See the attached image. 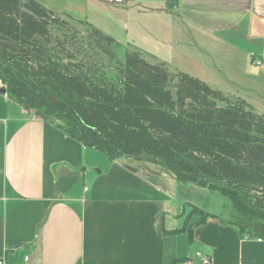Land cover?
<instances>
[{"label":"crops","instance_id":"obj_1","mask_svg":"<svg viewBox=\"0 0 264 264\" xmlns=\"http://www.w3.org/2000/svg\"><path fill=\"white\" fill-rule=\"evenodd\" d=\"M36 1L130 38L155 62H186L175 69L214 88L236 84L229 95L264 115V0ZM10 101L0 95V264H188L197 251L212 264H264V237L238 219L186 220L209 207V194L186 197L199 187L148 161L111 162Z\"/></svg>","mask_w":264,"mask_h":264},{"label":"trees","instance_id":"obj_2","mask_svg":"<svg viewBox=\"0 0 264 264\" xmlns=\"http://www.w3.org/2000/svg\"><path fill=\"white\" fill-rule=\"evenodd\" d=\"M72 22L36 0H0L7 98L111 162L155 163L179 184L227 198L241 231L264 223V115L136 48L120 59V43L85 22L84 37ZM190 215L212 217L195 206Z\"/></svg>","mask_w":264,"mask_h":264},{"label":"rangeland","instance_id":"obj_3","mask_svg":"<svg viewBox=\"0 0 264 264\" xmlns=\"http://www.w3.org/2000/svg\"><path fill=\"white\" fill-rule=\"evenodd\" d=\"M107 14L108 15H112L110 10H108ZM108 22H111V21L108 20ZM72 25L84 37L87 34L86 32L89 31V27L83 22V20H81L79 18H73ZM101 25L107 27V29H111L110 28L111 26L109 24L105 23V22H102ZM119 43L121 44L122 49L121 50H117L116 53H117V57L120 58V59L123 57L124 49H134L135 48V46L131 42L130 38L122 37L121 38V42H119ZM144 57L149 62H154L155 61L154 59H151V58H149L147 56H144ZM172 61H173L172 62V66H168L169 69L171 70V72H175V71L181 72V70H176L175 69V67H177V66L183 67L184 69H187V70L191 69V65L186 63V62L180 63L179 60H172ZM183 73H185V72H183ZM191 76H194V74L191 75ZM236 86H237L236 84L235 85H226V84H222L221 83L215 89L220 90L221 92H223L226 95H229V94L238 93V92H236L237 90H235ZM239 93H241V92H239ZM255 107H257V106L255 105ZM256 112H257V110H256ZM185 186H187V185H185ZM186 188H190V187H186ZM203 194L204 195L209 194L208 196L206 195L207 201L204 200V195ZM185 195H186V197H188V199H190L192 201H195V202L201 203V202L205 201V203H207V205L209 206L206 209V212L208 211V213H211L213 215H217L222 220L223 219L226 220L225 218L227 217V214L233 219H238V222L240 220L239 216L233 210L229 200L227 198L215 193V192L203 191L200 188L199 191L197 193H195L193 191H190V189H185ZM190 217H191V215H190ZM246 226L248 228L252 229V231H254V230L257 231L256 233H258L262 237H264V223H262V222H248V224Z\"/></svg>","mask_w":264,"mask_h":264},{"label":"built area","instance_id":"obj_4","mask_svg":"<svg viewBox=\"0 0 264 264\" xmlns=\"http://www.w3.org/2000/svg\"><path fill=\"white\" fill-rule=\"evenodd\" d=\"M110 2H114V3H121V0H109ZM255 65L256 66H261L262 63L258 60H255ZM26 113H30L33 114L32 111H27L25 110ZM194 260H190L188 262V264H212V259L211 256L207 253H204L202 251H197L194 253L193 256Z\"/></svg>","mask_w":264,"mask_h":264},{"label":"water","instance_id":"obj_5","mask_svg":"<svg viewBox=\"0 0 264 264\" xmlns=\"http://www.w3.org/2000/svg\"><path fill=\"white\" fill-rule=\"evenodd\" d=\"M0 95H6V90L3 88H0Z\"/></svg>","mask_w":264,"mask_h":264}]
</instances>
